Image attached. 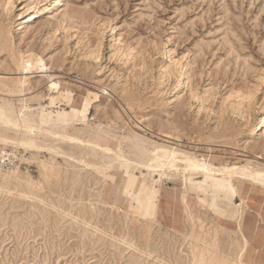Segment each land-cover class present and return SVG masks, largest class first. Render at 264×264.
<instances>
[{
    "label": "rangeland",
    "instance_id": "1",
    "mask_svg": "<svg viewBox=\"0 0 264 264\" xmlns=\"http://www.w3.org/2000/svg\"><path fill=\"white\" fill-rule=\"evenodd\" d=\"M53 2L0 0L8 39L0 41V104L52 123L75 111L115 137L194 149L216 166L264 164V0ZM50 3L49 14L23 19ZM22 58L42 62L30 69ZM24 76L25 90L10 92ZM10 145L0 143V264H190L191 244L198 238L209 250L201 239L217 227L212 257L239 249L236 223L216 214L210 197L198 200L201 178L186 188L180 179L162 181L152 196L157 174L115 165L101 175L70 146L62 145L67 158ZM235 185L247 204L244 261L264 264V193ZM225 191L234 202L218 204L236 208L241 198ZM145 195L156 208L146 210ZM186 207L207 235L192 233Z\"/></svg>",
    "mask_w": 264,
    "mask_h": 264
},
{
    "label": "bare ground",
    "instance_id": "2",
    "mask_svg": "<svg viewBox=\"0 0 264 264\" xmlns=\"http://www.w3.org/2000/svg\"><path fill=\"white\" fill-rule=\"evenodd\" d=\"M59 2L60 0H54L52 6L59 4ZM51 10V3L45 4L43 8L32 11L24 16L23 19L26 23H28L32 20L34 21L35 19H38L42 15L49 14ZM0 41L3 42V45H6L8 41L6 36L1 34V32ZM23 59L24 58H22V66L29 67L30 69H36L38 64L42 62L41 59H34L35 61H32L31 59ZM26 78L27 77L24 76L19 78L17 81L15 80L12 83L14 85L10 92L20 95L25 90L24 87L27 83ZM2 83L4 84V82ZM102 92L104 91H101V93ZM8 102L0 104V143H3V145L11 144L10 146H13V148L22 149L24 152H42L45 149L50 154L52 153L62 157L67 156V158H69L67 155L69 153L63 151L62 145L70 146L73 151L77 150L79 151V154H83L81 157L82 159L90 157L91 162L87 165L84 164V166L94 168V170L101 175H105V171L111 169L115 165L142 170L141 173L144 171L148 173V175L153 173L157 174L158 179L151 183L154 187L152 196L157 194L158 191L156 185L162 184V181H166L168 179H180L184 183V188H186V186L188 187L187 181L192 180L193 178H201V180H197L196 186L199 188L200 193L204 197H210V192H206L205 188H209V191H212V189L222 188V198L220 197V201L223 198H230L229 193L225 190H233V193L235 191V194L241 198L242 202V206L236 207L235 209L240 216L245 208L243 205L244 198L241 197V189L235 185V182H237L238 185L254 187L256 190L258 189L264 193V164H253L250 162L241 166H237V164L235 165L234 163H226L216 166L210 160L197 157L194 153V149L192 152L179 147L166 146L167 144L164 145L151 141L150 143L149 140L146 142L142 139L137 141L134 139V142H132L133 140L131 141L128 134L127 137L121 135L119 138L115 137L109 133V130L106 129L107 126L104 128L105 125L103 126L101 123L96 125L91 123L93 125L92 126L87 120L79 119V116H76L75 111H72L74 112V115L69 120L67 119L68 121L52 123L43 120L38 112L34 113L32 110L24 107L16 109ZM87 104L90 105L89 102H87ZM83 110L86 111L88 108ZM260 122L264 125V114L260 118ZM76 125H82L84 127L83 132H79L80 130L76 129ZM8 131H11L13 135H8V133H6ZM133 138H135V136ZM128 140H130V142ZM122 143L128 147V151H124L125 148L122 149ZM70 155L74 158V155ZM82 159L78 162L83 163ZM1 174L3 177L6 176L5 173ZM147 182L150 181L147 180ZM190 183L191 182H189V184ZM146 197V201H148V204H151L152 206H149L148 208L146 206V210L156 208L154 203L149 200L151 197ZM214 198L215 197H212L213 201ZM153 211L155 212V210ZM221 212L225 213V211L222 210ZM185 214L187 221L191 226L192 233L193 228L197 227V232L207 235V232L205 231L206 225L204 224V220L202 218L193 217L190 209L187 207ZM144 216L148 217V215L145 214ZM234 220H236V216ZM236 226L239 228V225ZM220 231V228H215L212 233H208L210 235L209 240L201 239L202 243L214 250L217 248ZM238 232L240 233V236L238 235L240 237V245L239 249L234 254V257L233 255H225V257L219 259L214 258L211 255L212 252L210 249L207 250L199 246L197 243L199 239L196 238L195 241L197 242L195 244H191L190 246L191 255L189 263L206 264L207 262L205 256L208 254L210 256V260L214 261V264H246L244 261V253L248 243L245 237L242 236L241 232ZM127 244L129 247L133 246L130 243ZM260 262L264 263L263 260Z\"/></svg>",
    "mask_w": 264,
    "mask_h": 264
},
{
    "label": "crops",
    "instance_id": "3",
    "mask_svg": "<svg viewBox=\"0 0 264 264\" xmlns=\"http://www.w3.org/2000/svg\"><path fill=\"white\" fill-rule=\"evenodd\" d=\"M138 183V182H137ZM137 187H138V185H137ZM197 187V186H196ZM139 188V187H138ZM198 188V187H197ZM153 190H154V187H153V185H152V194H153ZM198 190H199V188H198ZM197 190V191H198ZM139 191L140 192H142V190L139 188ZM157 194L159 193V190L157 189ZM200 191V190H199ZM206 192H208V191H206ZM210 192V199H209V201H211V203L213 204L212 205V209H213V211H216V212H218V213H216V214H220L219 212H221V210L222 211H225V215H226V217H225V220L227 221V222H234V223H236V225H239V228H238V230L239 231H241V229H240V224H241V220H242V218H243V216L245 215V213H246V210H247V204L245 203V201H244V203H243V205L245 206V208H244V210H243V212H242V214H241V216H240V214L237 212V210H235L236 208H233V207H225V208H222L219 204H218V202L220 201V197H221V194H212V191H209ZM151 194V195H152ZM156 194V195H157ZM151 195H145V196H148V197H151ZM158 197V196H157ZM212 197H215L214 198V201H213V199H212ZM233 197H230L229 198V201H233V199H232ZM237 197H234V199H236ZM207 198L206 197H204V196H202V194L200 193L199 194V197H198V200H206ZM226 199V198H225ZM228 199V198H227ZM234 202V201H233ZM240 204H241V201H240ZM239 204V205H240ZM237 206V207H241V206ZM236 207V206H235ZM236 214V215H235ZM235 216H236V220H234L235 219ZM241 234H242V232H241ZM242 236L243 237H245V239L247 240V243H248V239H247V237L244 235V234H242ZM264 245V244H263Z\"/></svg>",
    "mask_w": 264,
    "mask_h": 264
}]
</instances>
